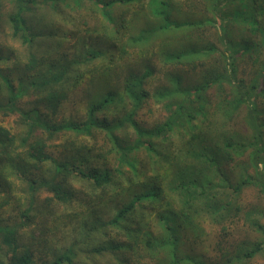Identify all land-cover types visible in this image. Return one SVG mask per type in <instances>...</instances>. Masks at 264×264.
Here are the masks:
<instances>
[{
	"label": "trees",
	"instance_id": "trees-1",
	"mask_svg": "<svg viewBox=\"0 0 264 264\" xmlns=\"http://www.w3.org/2000/svg\"><path fill=\"white\" fill-rule=\"evenodd\" d=\"M0 264H264V0H0Z\"/></svg>",
	"mask_w": 264,
	"mask_h": 264
},
{
	"label": "rangeland",
	"instance_id": "rangeland-1",
	"mask_svg": "<svg viewBox=\"0 0 264 264\" xmlns=\"http://www.w3.org/2000/svg\"><path fill=\"white\" fill-rule=\"evenodd\" d=\"M205 33H207V32H205ZM243 66H244V64H243ZM246 66H248V65H246ZM246 66H244V67H245L246 71L248 72L247 68H249V67H246ZM132 138H134V136ZM245 199L246 200L249 199L251 201H256L258 203H260L262 201L261 195L252 189H250L246 192ZM204 251H207V250L204 249Z\"/></svg>",
	"mask_w": 264,
	"mask_h": 264
}]
</instances>
